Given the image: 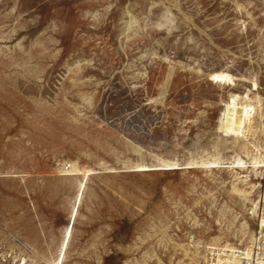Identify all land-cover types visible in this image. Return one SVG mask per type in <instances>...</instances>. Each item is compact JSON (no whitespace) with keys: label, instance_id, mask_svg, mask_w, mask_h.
I'll use <instances>...</instances> for the list:
<instances>
[{"label":"rangeland","instance_id":"obj_1","mask_svg":"<svg viewBox=\"0 0 264 264\" xmlns=\"http://www.w3.org/2000/svg\"><path fill=\"white\" fill-rule=\"evenodd\" d=\"M226 68L255 78L264 113V0H0V264H50L75 193L58 165L79 163L99 173L65 264L136 263L155 250L165 264H190L159 241L172 224L189 242L190 210L207 239L224 232L246 245L218 222L221 211L231 220L225 204L243 214L228 170L125 168L235 155L218 131L222 101L251 83H213L209 73Z\"/></svg>","mask_w":264,"mask_h":264},{"label":"bare ground","instance_id":"obj_2","mask_svg":"<svg viewBox=\"0 0 264 264\" xmlns=\"http://www.w3.org/2000/svg\"><path fill=\"white\" fill-rule=\"evenodd\" d=\"M175 71V67H172L170 78H173ZM209 77L213 83L220 87H234L238 85L240 81L251 83V87L247 94L239 91H231L229 98L222 101L225 108L221 112L218 120V131L226 138V143H229L232 147L238 148L235 151V155L224 158L215 151L213 154L207 153L208 157L192 159L186 165L181 164L179 161L162 158L158 163H147L143 161L131 166H125L126 169L132 170L131 172L140 173L200 169L211 175H213L215 171L220 172L225 169L230 172L233 178L230 193L238 197L243 214L236 212L234 208L225 204L224 210L230 213L231 220L227 218L224 211H221L222 216L218 222L220 224L222 222H229L231 226H235V231H232L230 235H233L234 238L238 239L241 243L246 242V245L230 242L227 239L229 234L224 232L219 236L207 239L204 233H209L208 230H210V228L203 233L202 231L207 224L205 225L202 223L198 217L194 219V213L190 210L188 217L193 221L191 224L192 231L185 234L189 242L179 243L178 238L180 235L178 233L172 234V224H168L167 227L161 228L163 237L159 238L160 246L166 248L173 246L176 247V250L181 248L185 250L186 256L191 260L190 264L231 263L234 261L231 257L233 258L234 254L239 250H245L246 255L250 256L257 239L255 234L256 231L251 230L250 224L244 216L246 213L251 220H255L256 217L258 221V224H256L259 226V229H261V231L264 229V187H262L261 184L252 183V176H250V174H253L255 178L259 177L264 180V147L260 146L259 142L255 139V133H257L258 130L257 122L264 117V113H262L261 110V97L258 93L254 92L259 86L258 82L250 75L240 78L236 77L228 68L212 71L209 73ZM259 125L262 124L259 122ZM260 132L264 135V131L261 130ZM69 166L71 170H64L61 165H58V168L61 176L82 177L79 190L80 193L77 198L78 204L74 206V212L70 216L69 224L62 230L61 240L58 244L56 255H52V260L49 261L50 264H65L74 239L75 225L80 217L79 206L81 205L82 199L85 197L87 182L91 176L99 173L96 169H87L80 164H69ZM101 167L105 170L104 173H117V170L108 168L104 164H101ZM15 177L18 176L16 175ZM259 187H261V190L259 195L255 198V189ZM183 203V200L177 202L180 206ZM170 221L171 219H169L168 223H170ZM177 227L178 230H181L180 226ZM141 240L143 242L146 241L143 238H141ZM215 258L216 261H214ZM154 261H158L159 264H165L161 254L156 250L145 253L144 261L141 262L137 260L136 263L131 262L129 264H152ZM234 263H239V260Z\"/></svg>","mask_w":264,"mask_h":264},{"label":"built area","instance_id":"obj_3","mask_svg":"<svg viewBox=\"0 0 264 264\" xmlns=\"http://www.w3.org/2000/svg\"><path fill=\"white\" fill-rule=\"evenodd\" d=\"M66 168L68 169L69 166ZM255 221L258 224L256 217H255ZM255 231H256L255 234L257 240L250 256L246 255L245 250H239L234 254V256L232 255L233 258L231 257V259H234V261H232L231 263L226 262L225 264H235L234 262L238 260L239 263L237 264H264V229L261 231V229H259V226L257 225V229ZM214 261H216V258L214 259Z\"/></svg>","mask_w":264,"mask_h":264},{"label":"crops","instance_id":"obj_4","mask_svg":"<svg viewBox=\"0 0 264 264\" xmlns=\"http://www.w3.org/2000/svg\"><path fill=\"white\" fill-rule=\"evenodd\" d=\"M82 167L87 168V169H94V168L89 167V166H87V167L86 166H82ZM66 178L72 179L75 182V193H74V197L71 200V211H70V215H69V219H70L71 214L74 212V206L76 204H78L77 198L79 197V193H80L79 190H80V187H81L82 177L80 176V177H66ZM89 180H90V178H89ZM89 180H88L86 188H85L86 193H87V189H88ZM86 193H85V195H86ZM84 199H85V197L81 201V205L79 206V212H80V209H81V207L83 205ZM75 228H76V225H75ZM61 234H62V232H61Z\"/></svg>","mask_w":264,"mask_h":264}]
</instances>
